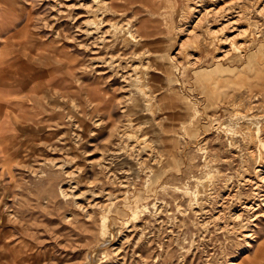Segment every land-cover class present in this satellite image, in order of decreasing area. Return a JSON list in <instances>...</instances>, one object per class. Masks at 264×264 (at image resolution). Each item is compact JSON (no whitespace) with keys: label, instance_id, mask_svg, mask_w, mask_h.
Here are the masks:
<instances>
[{"label":"rangeland","instance_id":"1","mask_svg":"<svg viewBox=\"0 0 264 264\" xmlns=\"http://www.w3.org/2000/svg\"><path fill=\"white\" fill-rule=\"evenodd\" d=\"M81 1L1 2L17 13L24 3L27 31L0 35V264H88V252L104 241L103 218L94 207L92 222L75 202L110 203L108 193L117 196L108 221L121 234L115 245L122 251L118 257L110 253L109 261L100 248L101 263L264 264V173L257 176L256 190L241 176H256L257 159L264 156V18H250L259 25L252 33L244 31L247 18L226 31L231 43L257 39L244 55L236 52L216 62L204 48L201 63L185 60L182 66L172 57L186 39L179 34L186 0L176 3L172 32L165 22L158 24L161 14L129 2L118 6L117 18L151 21L143 41L133 24L111 17L109 0L108 8L105 0L94 8L88 0L89 10L79 9ZM198 1L201 15L225 5L236 11L244 6L246 13L256 6L255 0ZM9 14L3 31L14 21V11ZM98 16L107 34L103 47L102 32L90 38L82 33L84 21L94 20L95 26ZM64 23L85 40L75 45L58 37L57 27ZM187 45L189 52L194 43ZM56 46L59 62L38 60ZM78 62L81 70L77 65L68 70L67 64ZM41 67L52 69L43 85L38 84ZM34 71L37 96L20 87L5 94V76L18 83ZM83 79L103 87L99 107L81 106ZM234 116L241 122L235 125ZM225 180L233 188L227 194ZM255 193L259 202L250 216L244 201ZM228 223L246 228L250 238L231 232Z\"/></svg>","mask_w":264,"mask_h":264},{"label":"bare ground","instance_id":"2","mask_svg":"<svg viewBox=\"0 0 264 264\" xmlns=\"http://www.w3.org/2000/svg\"><path fill=\"white\" fill-rule=\"evenodd\" d=\"M57 1V0H56ZM89 1H92V0H89ZM88 0H84L81 4H80V7L79 9H86V10H89V8H91L90 6V3H89ZM101 1H104V0H93L92 2V7L94 8V6H97V3H100ZM217 1V0H215ZM239 1H244V0H239ZM252 1V0H251ZM64 2V1H62ZM61 2V3H62ZM105 2V5H106V8H108L109 6V2L107 3V0L104 1ZM202 2V1H201ZM200 2V3H201ZM60 3V4H61ZM71 3H74V2H71ZM70 2L68 4L72 5ZM76 3V2H75ZM80 3V2H78ZM256 4L255 8H253V11L250 13H246V9L245 7L243 6H239L237 9L239 10H235L236 7H233V6H229V5H225V6H220L218 9H208L206 11H204L205 13H203L201 15V7L199 5V1L198 0H186V6L184 7V12H182V15H181V26L183 27H180L179 29V34L181 35L182 38H186L184 41L181 42V44L179 45V48H178V51L176 52V54L172 57L175 61H177L179 64H181L183 66L182 63H184V61H189V63L193 66H196L198 65L199 63H201L205 58V55L203 53V50L204 48H207L208 50H210V53L212 54V58L215 60V61H224L228 58H230L232 56L233 53H240L242 55H244L247 50H248V47L249 46H252V45H255L256 43V38H254L253 36H251V39L250 40H247V39H239L237 42H234L233 40V43L230 42V39H229V36H226V31L227 30H230L231 28H233L235 26V24H238L239 22H242L244 18H247L246 19V23H244L245 25V30L247 33L248 32H251L252 33V29L254 28V25L255 27H259V25L257 24H252L249 22L250 18H252V16L254 15H260L264 18V0H255L254 2ZM58 4V3H57ZM65 4V3H64ZM212 4V3H211ZM111 5V4H110ZM262 5V7H260ZM56 6V5H55ZM58 6V5H57ZM69 6V5H68ZM67 6V7H68ZM77 6V5H76ZM217 6V5H216ZM213 7V6H212ZM254 7V6H253ZM60 8V7H59ZM71 8V7H70ZM252 9V8H251ZM104 10V9H103ZM249 11V10H248ZM86 12L85 11V14L83 15L84 17H86ZM91 11H89L90 13ZM95 12V11H94ZM88 13V12H87ZM102 13V12H101ZM111 13V12H110ZM246 13V14H245ZM100 14V13H99ZM88 15V14H87ZM93 16V15H92ZM100 20V16H98ZM104 17V16H103ZM107 17V16H105ZM93 18V17H92ZM95 18V17H94ZM93 18V19H94ZM197 18V21L195 22V24L192 26V29L189 30V28L185 29V27L187 26H190L194 21L195 19ZM254 18V17H253ZM102 20V19H101ZM98 21V23L96 22L95 23V26L94 24H91V23H94L92 21L94 20H89L87 21H84V24H83V28H82V33L83 34H86L87 37L90 38V36H93L95 33H98V32H102V34L99 36V45L101 47H103L105 45V42H106V35L107 34H104L103 31H101V28L103 27V25L105 24L104 21ZM104 20V19H103ZM107 20V19H106ZM242 20V21H241ZM253 20V19H252ZM251 20V21H252ZM82 21V20H81ZM226 21V22H225ZM78 22V21H77ZM76 22V23H77ZM254 22V21H253ZM86 23V24H85ZM260 23V21H259ZM180 24V23H179ZM204 24H208V27H204ZM220 24H222L223 26L221 28H219L218 30H215L216 27H218ZM80 23L78 24L77 27H79ZM92 25V26H91ZM112 25V24H110ZM243 25V24H242ZM243 25V26H244ZM76 27V29H77ZM261 27V26H260ZM214 28V29H213ZM80 29V28H79ZM116 29H120L119 25L116 26ZM258 29V28H257ZM103 30V29H102ZM178 30V29H177ZM122 31H124L122 29ZM188 31V32H187ZM78 32V31H77ZM86 32V33H85ZM128 32V31H127ZM255 32V31H254ZM258 32V31H257ZM261 33V32H260ZM223 34V35H222ZM97 35V34H96ZM130 35V34H129ZM179 35V36H180ZM222 35V36H221ZM133 35H131L132 37ZM234 36V35H233ZM130 37V36H129ZM128 37V38H129ZM86 38V37H85ZM83 39V38H82ZM85 40V39H83ZM93 39V38H92ZM95 41H96V38H94ZM97 39V40H98ZM130 39V38H129ZM233 39V38H232ZM89 40V39H88ZM86 40V41H88ZM132 40V39H130ZM135 42L137 41V39L134 37L133 39ZM141 40V39H140ZM93 41V40H92ZM90 41V42H92ZM93 41V43L95 42ZM109 41V40H108ZM191 42L193 41L194 45L192 46V48H190L191 50L189 52L186 51L187 47H189V45H187L188 42ZM240 41V42H239ZM88 43V42H87ZM83 44V43H82ZM89 45V44H88ZM95 46H96V42H95ZM85 47V45H84ZM92 47V46H90ZM191 47V45H190ZM87 48V46H86ZM95 48V47H94ZM93 49V48H92ZM99 49V48H98ZM108 49V48H107ZM253 49V48H252ZM223 50V51H222ZM96 52V51H95ZM213 52V53H212ZM217 52H219L218 54H221V55H218ZM110 54V53H108ZM217 54V55H216ZM98 55V54H97ZM96 55V56H97ZM108 57V56H107ZM131 58V57H129ZM97 59V57L95 58ZM109 59V57H108ZM112 59V58H111ZM103 60V59H101ZM100 60V61H101ZM106 61V60H105ZM116 61V60H115ZM97 62V61H96ZM99 62V61H98ZM122 63V62H120ZM177 63V64H178ZM96 64V63H95ZM100 64V63H98ZM102 64V63H101ZM111 64V63H110ZM109 64V65H110ZM123 64V63H122ZM180 65V66H181ZM97 66V65H96ZM95 66V67H96ZM101 66V65H100ZM99 66V67H100ZM112 66V65H111ZM120 66V65H118ZM106 67V66H105ZM133 67V70L134 72L137 74L138 73V70L136 69V65L135 67ZM102 68V67H100ZM99 68V69H100ZM113 68V67H111ZM121 68V67H119ZM138 68V67H137ZM101 70V69H100ZM110 70V69H109ZM115 70V69H114ZM113 70V71H114ZM118 72V70H117ZM140 72V71H139ZM100 73V72H99ZM102 73V72H101ZM111 73V72H110ZM144 73V72H143ZM142 75V74H141ZM140 75V78H142ZM103 77V76H102ZM139 78V76H138ZM135 80H136V77H135ZM133 81V80H132ZM138 81V80H137ZM142 82V80H141ZM135 83V82H134ZM88 91V90H87ZM146 92V91H145ZM144 92V93H145ZM146 94V93H145ZM146 96V95H145ZM148 97V96H147ZM261 108V107H260ZM152 109V108H151ZM262 111V110H261ZM243 113V112H242ZM264 114V113H263ZM247 115V114H246ZM244 117V116H243ZM238 119V120H237ZM231 120V119H230ZM232 121V120H231ZM233 121H235V125L237 123H240L241 122V119L238 118V117H235L233 118ZM250 122V121H249ZM248 123V122H247ZM221 124V123H220ZM226 124V123H225ZM228 125V124H227ZM243 125V124H242ZM250 125V124H249ZM252 125V124H251ZM244 126V125H243ZM245 127V126H244ZM248 126H246L245 128L247 129ZM264 127V126H263ZM218 128V127H217ZM231 128V127H230ZM234 128V127H233ZM244 128V129H245ZM243 131V130H242ZM246 131V130H245ZM248 131V130H247ZM246 131V132H247ZM236 132V131H235ZM241 132V131H240ZM230 133V132H229ZM239 133V132H238ZM256 133V132H254ZM124 135V134H123ZM131 135V133H130ZM246 135V133H245ZM249 135H252V134H249ZM257 136V135H256ZM127 137V135H126ZM245 137V136H244ZM247 137V136H246ZM236 138V137H235ZM248 138V137H247ZM136 140V139H134ZM232 140V139H231ZM250 139L248 138V141ZM252 140V139H251ZM235 141V140H234ZM232 141V142H234ZM137 142V141H136ZM249 143V142H248ZM135 144V143H134ZM141 144V143H140ZM229 144H232V143H229ZM130 145V144H129ZM133 145V144H132ZM136 145V144H135ZM235 145V144H234ZM131 146V145H130ZM239 146V144H238ZM137 147V146H136ZM143 147V146H142ZM233 147V146H232ZM237 147V146H236ZM249 147V146H248ZM139 148V147H138ZM145 148V147H144ZM123 149V148H122ZM140 149V148H139ZM130 150V149H129ZM120 151V150H119ZM138 151V150H137ZM136 151V152H137ZM253 151V150H252ZM120 153V152H119ZM139 153V152H138ZM246 153V152H245ZM238 155V154H237ZM239 155H241L239 153ZM242 156V155H241ZM162 157V156H161ZM157 161V160H156ZM161 163V162H160ZM245 164V163H244ZM244 166H242V173L244 174L246 172V169L243 168ZM264 173V156L263 157H260L257 159V162H256V168H255V174L256 176H249V174H244V175H241L243 178H242V182L243 184H249L250 186L254 187V189L256 190V188H258V180H257V176L261 175ZM208 175V174H207ZM206 177V176H205ZM219 180V179H218ZM260 180V179H259ZM200 183V182H199ZM216 185V184H215ZM214 187V186H213ZM225 192H222L223 194H227L228 192L230 191H233L232 189V183H230V180H225ZM216 188V187H215ZM69 189V187H68ZM211 189V188H210ZM70 190V189H69ZM71 190H74V189H71ZM213 190V189H212ZM63 192H65V190L63 189ZM67 193V192H66ZM65 193V195H67ZM71 193V192H70ZM212 193V192H211ZM213 194V193H212ZM223 194L221 196H223ZM231 194V193H230ZM91 195V194H90ZM107 195V194H106ZM219 195V194H218ZM76 196V195H75ZM84 196V195H83ZM209 196V195H208ZM211 196V195H210ZM216 196V195H215ZM220 196V197H221ZM77 197V196H76ZM106 197V196H104ZM117 198V196H112V194H109L108 193V197L106 199H108L110 203H105V204H100V203H88V204H84V203H80V202H75L76 203V206L79 210L83 211L85 213V216L90 219L92 222H95V215H96V212L94 211V207H97L99 208V212H101L102 214V218H103V224H102V230H103V234H104V241L97 244L95 247H93V249H91L89 252H88V257H89V260H88V264H104L103 262L101 263L100 259L97 258V251L100 250V248H104L106 249L104 251L105 255L108 257L107 259H109L110 261V253L114 252V255H116V257H118V255L121 254L120 251L121 250V246H116V242L118 240V235L121 236L120 232H116L115 230H113L110 226H109V217L111 216V206H112V201L113 199ZM215 198V197H214ZM223 198V197H222ZM225 198V197H224ZM203 199V198H202ZM219 199V198H218ZM115 200V199H114ZM211 200V199H210ZM244 201V200H243ZM261 201V199H260ZM114 202V201H113ZM213 204L212 200L209 201ZM257 202H259V196H258V193H255V196L252 198V199H247V201H244V207H243V210L248 212L249 215L252 214V212L254 211L255 209V206L257 205ZM112 203V204H111ZM208 203V202H207ZM209 204V203H208ZM210 206V205H209ZM208 206V207H209ZM225 207V206H224ZM259 207V206H258ZM198 208V207H197ZM220 208V207H219ZM222 209V208H221ZM257 209V208H256ZM200 211V210H199ZM218 211V209H217ZM257 211V210H256ZM201 212V211H200ZM220 212V211H219ZM245 212V213H246ZM256 213V212H255ZM254 213V214H255ZM219 215V214H218ZM221 215V214H220ZM217 216V215H216ZM240 216H242V212L240 214L237 215V218H239ZM251 216V215H250ZM253 216V215H252ZM74 217V216H73ZM94 218V219H93ZM226 218V217H225ZM253 219V218H252ZM218 220V219H217ZM221 220H224L223 218ZM231 220V219H230ZM233 220V219H232ZM231 222V221H230ZM234 223V221H233ZM232 223V224H233ZM230 224L228 223V226ZM234 225V224H233ZM134 227V226H133ZM132 227V228H133ZM230 230L231 232H234L236 233L238 236H242L245 237L246 239L250 238V235L247 232L246 228L242 231L241 229L239 228H235L230 225ZM228 227V229H229ZM246 227V226H245ZM223 228H225V225L223 226ZM249 228V227H248ZM133 230V229H132ZM229 230V231H230ZM249 243V242H248ZM115 245V246H114ZM109 246L112 248L109 249ZM113 258V257H112ZM123 258V257H122ZM106 259V260H107ZM119 258H116V262H119L120 260H118ZM104 260V261H106ZM124 260V258H123ZM109 261L105 264H108Z\"/></svg>","mask_w":264,"mask_h":264},{"label":"crops","instance_id":"3","mask_svg":"<svg viewBox=\"0 0 264 264\" xmlns=\"http://www.w3.org/2000/svg\"><path fill=\"white\" fill-rule=\"evenodd\" d=\"M16 1H20V0H16ZM120 1L121 0H109V2L111 4V10H112V13L110 14L111 17H116L117 20H124V21H127L128 23L133 24L134 29H135L137 35L140 37L141 41H143V38L146 35H148V33L150 31L148 28V23L151 21H147V22L144 21V22L139 23L137 21V19L134 20V18L131 20H127V19H125V17L117 18L115 11H116V8H118V6H124L125 3L129 2L131 4L133 3L132 7H134V8H136L137 5L139 4V8L140 7L147 8L150 11H153L154 14L157 16H159L161 14L162 20H159V23L158 22L157 23L160 24V26L162 27L164 25L161 23V21L165 22L167 25L166 29H170L169 32H172L175 25H176V22H177L176 17L178 18V12L179 11L175 10V7H177L176 3H177V1L179 2V0H124V1L122 0V3H120ZM180 1H182V0H180ZM1 2H2V0H0V35H2V37H4V38H6L5 36L9 35V34H12L13 37L21 36L23 33H25V31H27V26H26L27 24H25L26 23L25 21H24L25 23L23 24V19H22L23 17L24 18L26 17L24 14V10H25L24 9V7H25L24 3H21V6H18V13H17L16 8H14V10H11V8H9L7 5H3ZM159 8L165 9L164 13L157 12V9H159ZM9 11H14V14H15L14 21H10L11 24L10 23L6 24V26L10 25V27L3 31L2 25L5 22V20L8 21V18L10 17V16L7 17V15H10ZM64 20H65V18H64ZM62 21H63V19H62ZM70 27H71L70 25H66V27H65V23L60 24V26L57 27L58 28V30H57L58 34H56V35L58 37H63V39L73 41L75 43V45L76 44L79 45V43H81L80 33L79 32L72 33L73 31ZM59 34H60V36H59ZM4 42H5V39H4ZM60 49L61 48L59 46H56L55 48H52V50H50L48 53L41 54L39 57L40 59H38V60L39 61H42V60L49 61L48 59L51 58V59H53L52 62H57L58 60H61L59 58V56H61V54L58 53L59 52L58 50H60ZM216 62H219V61H216ZM76 65L81 70L80 62H78V64L75 63L73 66H71L70 63L67 64L68 70L72 71V68L75 69ZM38 72L41 73V79H42L44 75L45 76L51 75L52 69L41 67L38 69ZM34 74H35V71L28 73V75H26L25 78L23 77L22 81H19L18 83L15 81H11L10 74H8L9 77L5 76L4 77L5 81H6L5 86L7 87L4 89L5 94L8 96H12L16 91L19 90V87H20L23 89H27V91H28L27 93L29 94V96L31 98L37 96L38 94L34 95L35 94L34 91H37L36 90V87H37L36 82L32 76ZM83 78L86 79V77H83ZM85 79H83L84 83L83 82L81 83V93H82L81 106H86L87 103L94 102V104H96L99 107V103L96 102V98L100 97V95L102 94L103 87L101 85H98L94 80L92 81L91 84L87 83ZM43 83H44L43 79L38 81L39 85H43ZM69 92L70 91H67L66 94L69 97H71ZM72 101H74L73 98H72V100H70V103Z\"/></svg>","mask_w":264,"mask_h":264}]
</instances>
